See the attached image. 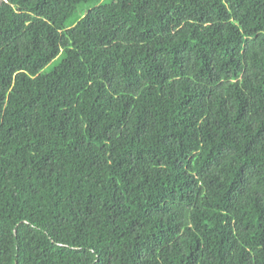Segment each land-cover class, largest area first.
<instances>
[{
    "label": "trees",
    "instance_id": "1",
    "mask_svg": "<svg viewBox=\"0 0 264 264\" xmlns=\"http://www.w3.org/2000/svg\"><path fill=\"white\" fill-rule=\"evenodd\" d=\"M0 264H264V0H0Z\"/></svg>",
    "mask_w": 264,
    "mask_h": 264
},
{
    "label": "rangeland",
    "instance_id": "2",
    "mask_svg": "<svg viewBox=\"0 0 264 264\" xmlns=\"http://www.w3.org/2000/svg\"><path fill=\"white\" fill-rule=\"evenodd\" d=\"M60 61V58L57 57L55 58L51 63H49L44 69H43V72L47 73L49 71H51L57 64L58 62Z\"/></svg>",
    "mask_w": 264,
    "mask_h": 264
}]
</instances>
